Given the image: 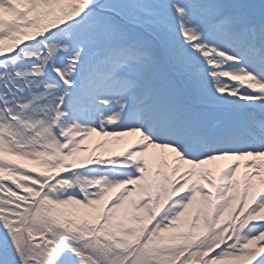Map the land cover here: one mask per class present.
<instances>
[{
  "label": "snow or ice",
  "instance_id": "1",
  "mask_svg": "<svg viewBox=\"0 0 264 264\" xmlns=\"http://www.w3.org/2000/svg\"><path fill=\"white\" fill-rule=\"evenodd\" d=\"M0 264H264V0H0Z\"/></svg>",
  "mask_w": 264,
  "mask_h": 264
},
{
  "label": "rangeland",
  "instance_id": "2",
  "mask_svg": "<svg viewBox=\"0 0 264 264\" xmlns=\"http://www.w3.org/2000/svg\"><path fill=\"white\" fill-rule=\"evenodd\" d=\"M100 139H108L109 140V146L110 148H114L115 146L118 145V143H120L121 141H124V142H128V140H116L115 138H99V137H93L91 138L90 142H88V148L89 150H91L92 146ZM121 150H124V149H121ZM98 153H103L104 155H109V152H104L103 149H98L97 150Z\"/></svg>",
  "mask_w": 264,
  "mask_h": 264
},
{
  "label": "bare ground",
  "instance_id": "3",
  "mask_svg": "<svg viewBox=\"0 0 264 264\" xmlns=\"http://www.w3.org/2000/svg\"><path fill=\"white\" fill-rule=\"evenodd\" d=\"M96 138V137H95ZM130 147V143H129V141L128 142H124V141H121L120 143H118V145L117 146H115L114 148H111L112 150H113V152H115V151H119V150H121V149H128ZM109 154H111V153H109Z\"/></svg>",
  "mask_w": 264,
  "mask_h": 264
}]
</instances>
